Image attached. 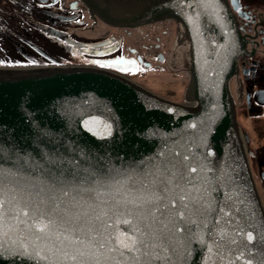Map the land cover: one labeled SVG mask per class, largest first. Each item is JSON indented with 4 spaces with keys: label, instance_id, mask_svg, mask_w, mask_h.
<instances>
[{
    "label": "water",
    "instance_id": "95a60500",
    "mask_svg": "<svg viewBox=\"0 0 264 264\" xmlns=\"http://www.w3.org/2000/svg\"><path fill=\"white\" fill-rule=\"evenodd\" d=\"M87 1L98 12L128 18L172 11L148 17L180 20L183 54L193 66L189 89L197 90L192 108L135 89L105 67L0 66V179L32 190L61 169V178L75 172L108 180L118 173L137 179L164 166L181 172L193 166V183L207 187L210 206L193 211L190 231L174 236L175 251L154 264H264V208L228 84L238 73L235 56L247 52L235 14L222 0ZM109 224L131 235V225L116 215ZM222 233L238 243L225 246ZM108 255L119 257L105 252L101 259ZM0 264L34 261L5 253Z\"/></svg>",
    "mask_w": 264,
    "mask_h": 264
},
{
    "label": "snow or ice",
    "instance_id": "6c2138e0",
    "mask_svg": "<svg viewBox=\"0 0 264 264\" xmlns=\"http://www.w3.org/2000/svg\"><path fill=\"white\" fill-rule=\"evenodd\" d=\"M196 171L173 165L137 179L118 173L104 180L75 172L61 178V169L55 177L49 174L46 186L32 190L0 179V258L10 253L34 264H154L175 251L174 236L190 231L193 211L210 206L207 187L193 183ZM113 215L131 225V235L111 230ZM243 234L255 239L251 232ZM225 241V246L238 243L222 233L219 242ZM105 252L119 257L102 260Z\"/></svg>",
    "mask_w": 264,
    "mask_h": 264
},
{
    "label": "flooded vegetation",
    "instance_id": "af4514ba",
    "mask_svg": "<svg viewBox=\"0 0 264 264\" xmlns=\"http://www.w3.org/2000/svg\"><path fill=\"white\" fill-rule=\"evenodd\" d=\"M222 2L235 14L244 31L243 45L247 52L235 56L238 73H233L228 84L234 103L236 126L249 160L253 181L263 202L264 0ZM166 12L172 11L149 15ZM127 18L98 12L87 0H0V61L80 60L106 64L111 60L120 62L124 68L131 67L143 72L147 70L142 68L143 65L148 69H165V66L171 65L175 69L176 64L172 65L171 61L176 51V56L181 61L178 70L187 69L191 74L192 64L183 56L180 20L177 19L180 33L171 38L172 31L162 28L158 34L151 36L155 40L152 44H147V53L143 44L128 45L125 34L110 31L112 26L132 29L141 27L134 25L136 18H130V21ZM169 18L172 17L156 16L148 21L162 22ZM186 60L190 65L182 66L186 64ZM196 92L197 90L189 89L186 97L196 96Z\"/></svg>",
    "mask_w": 264,
    "mask_h": 264
},
{
    "label": "rangeland",
    "instance_id": "374dc122",
    "mask_svg": "<svg viewBox=\"0 0 264 264\" xmlns=\"http://www.w3.org/2000/svg\"><path fill=\"white\" fill-rule=\"evenodd\" d=\"M150 22V23H149ZM179 25V21L174 18H169V19H165L162 22H154L151 23V21H148L144 24L138 25L141 27H137L132 29L131 27L128 28H119V27H111L110 29H105L106 31L110 30V31H116V32H121L123 34H125V39H126V43L128 45L133 44L132 46L138 45L141 46L143 44V48L145 50V52H147V48L149 45L147 44H152V42H154V38H152L151 36H155L156 34H158L162 28H168L172 31V36H170L171 38L176 36L177 33H180V28L178 27ZM99 26H95V28H98ZM119 28V29H116ZM142 34L144 36H142ZM100 34H94V36H97ZM166 37H169L168 34H165ZM178 36V35H177ZM143 37V38H142ZM142 39V41H141ZM170 42H173L170 38H169ZM177 42V40H175ZM134 43H136L134 45ZM148 53V52H147ZM146 53V55H148ZM176 51H174V55L172 57L171 63L172 65L176 64L175 69L172 68L171 65L165 66V69H148L147 66H142V68H146L147 70L143 71V72H139V70H134L131 67H127V68H123V69H127L129 73H131L132 75H127L125 73H120L119 70H112V72H117L122 74L123 77H125L126 79H128V81H131L132 83L136 84V85H142L145 88H148L151 90V92L159 95L160 97L169 100L171 102H175V103H185L186 101V95L189 93V85L191 82V78H192V72L190 74V72L188 73L187 69H180L178 70L177 67L180 66L181 61L178 60L179 56H176ZM81 55L80 58H82ZM183 56L187 59V57L183 54ZM79 57V56H78ZM79 58V59H80ZM85 59V58H83ZM186 64L182 65V66H189V62L188 60H186ZM52 63H48V62H44V63H31V62H26V64H16V65H23V66H39V65H49L50 66L54 65V64H79V63H89L86 61H74V60H65V61H50ZM65 62V63H64ZM66 64V65H68ZM6 66H13V65H8V64H4ZM4 65H0V66H4ZM15 65V66H16ZM90 65H93L94 67H105L104 63H91ZM88 64V66H90ZM101 65V66H99ZM112 66V65H111ZM48 67V66H47ZM114 67V64L113 66ZM111 67V68H112ZM150 68V67H149ZM106 69H110L107 68ZM192 99H195V96H192ZM249 161V160H248ZM258 192V191H257ZM261 197L263 199L262 204L264 203V196L261 194ZM264 207V204H263Z\"/></svg>",
    "mask_w": 264,
    "mask_h": 264
},
{
    "label": "bare ground",
    "instance_id": "6f19581e",
    "mask_svg": "<svg viewBox=\"0 0 264 264\" xmlns=\"http://www.w3.org/2000/svg\"><path fill=\"white\" fill-rule=\"evenodd\" d=\"M149 15H145V16H140V17H136V19H135V21L133 22L134 23V25H139V24H144V23H146V22H148V20L151 18V17H148ZM120 18H122V17H120ZM131 19L130 18H127V21H130ZM152 20V19H151ZM90 65V64H89ZM59 66V65H58ZM88 66V65H87ZM90 66H93V65H90ZM50 67H57V66H55V65H52V66H48V67H46V68H50ZM94 67V66H93ZM96 67V66H95ZM26 68H33V69H40L41 68V66H34V65H31V66H26ZM97 68V67H96ZM99 68H101V69H104L103 67H99ZM44 69V68H43ZM63 69H71V66H69V65H66V64H64V68ZM192 69H193V66H192ZM105 70V69H104ZM113 74H115L116 75V77H118V78H120V79H122V80H125V81H127L128 83H129V85L131 86V87H133V88H135V89H141V90H146V93L147 94H152V92H151V90L150 89H148V88H145L144 86H142V85H136V84H134V83H132L131 81H128V79H126L125 77H123V75L122 74H120V73H118V72H112ZM228 83H229V81H228ZM191 97L192 96H190L189 95V97L187 98V100L185 101V103H183V104H180L179 103V105H181L182 107H190V108H192V105H193V102H194V100L193 99H191ZM166 100V99H165ZM169 101V100H168ZM167 101V102H168ZM171 102V101H170ZM187 102V103H186ZM237 127V126H236ZM246 156V155H245ZM246 159H247V162H248V166H249V161H248V158H247V156H246ZM260 197V196H259ZM260 200H261V198H260ZM261 203H262V200H261ZM263 205V204H262ZM264 208V207H263Z\"/></svg>",
    "mask_w": 264,
    "mask_h": 264
},
{
    "label": "trees",
    "instance_id": "16d2710c",
    "mask_svg": "<svg viewBox=\"0 0 264 264\" xmlns=\"http://www.w3.org/2000/svg\"><path fill=\"white\" fill-rule=\"evenodd\" d=\"M32 64L35 63V62H31ZM38 63H44L43 61L42 62H38ZM48 63H52V62H48ZM4 64H8V65H16V64H26V62H19V61H11V60H7V59H4L3 61H0V65H4Z\"/></svg>",
    "mask_w": 264,
    "mask_h": 264
}]
</instances>
